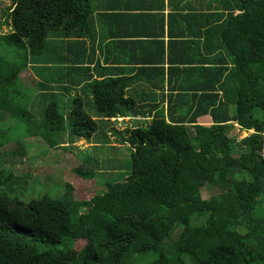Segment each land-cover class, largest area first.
Instances as JSON below:
<instances>
[{"label":"trees","instance_id":"obj_1","mask_svg":"<svg viewBox=\"0 0 264 264\" xmlns=\"http://www.w3.org/2000/svg\"><path fill=\"white\" fill-rule=\"evenodd\" d=\"M10 3V32L0 34L11 51L0 55L1 132L13 121L26 137L65 150L89 141L97 121H138L121 141L131 149L125 173L123 164L101 162L91 152L73 169L86 182L102 168H111L101 173L104 179L116 170L123 175L87 201L75 200L68 185L59 198L24 203L10 197L15 179L0 184V264H264V0H221V44L211 50L220 59L213 70L205 68L215 72V80L199 96L171 97L167 112H140L124 97L123 84L92 82L84 87L91 86L93 113H85L83 100L75 98L62 104L65 115L54 92L64 86L51 78L53 63L41 59L44 40L62 31L78 36L89 7L85 0ZM253 50L258 60H251ZM28 67L44 80L22 84L19 75ZM34 87L37 93L29 97ZM184 104L190 111L177 110ZM34 108L42 116L33 115ZM202 116L210 117V126L197 124ZM235 125L252 133L236 142L228 137ZM10 151L7 165L26 156L21 144ZM209 185L219 192L201 201L199 193ZM76 240L85 241L80 251L73 248Z\"/></svg>","mask_w":264,"mask_h":264},{"label":"crops","instance_id":"obj_2","mask_svg":"<svg viewBox=\"0 0 264 264\" xmlns=\"http://www.w3.org/2000/svg\"><path fill=\"white\" fill-rule=\"evenodd\" d=\"M85 1L90 10L89 20L76 31L78 36L66 37L62 31L44 40L41 59L53 63L51 78L64 86L63 90L54 91L59 94V103L67 105L80 98L85 107L93 110L91 86H84L114 81L124 85V97L133 100L134 109L167 112L171 97L199 96L205 83L211 79L214 82L215 72L212 75L205 68L212 66L209 68L213 70V63L220 59L211 50L221 44L216 29L222 20L221 0ZM11 8L10 0H0L3 19ZM0 27L10 31L1 16ZM67 67L71 69L67 71ZM28 69L32 80H44L31 67ZM177 110L190 111L189 104L180 105ZM105 121L102 126L107 142L112 139L109 129L131 130L138 120L126 117ZM196 121L201 126L211 125L209 116ZM92 138L86 141L90 146L95 145Z\"/></svg>","mask_w":264,"mask_h":264},{"label":"rangeland","instance_id":"obj_3","mask_svg":"<svg viewBox=\"0 0 264 264\" xmlns=\"http://www.w3.org/2000/svg\"><path fill=\"white\" fill-rule=\"evenodd\" d=\"M0 16L2 21L6 20L5 18L3 19L2 15ZM9 32L10 31L6 27H0V34H7ZM9 51L10 50L4 47L0 42V55L8 56L11 52ZM21 53L23 54L24 51L21 50ZM251 60H258V56L254 50L251 53ZM31 76V72L28 69L22 72L19 78L22 84H26V87H31V85H33L31 84L32 81L35 84V80H32ZM37 90L38 88L36 89V87H34V89L28 91L29 97L37 93ZM58 106H60L58 111L65 115L67 107H62L61 103H59ZM92 111V108L84 106L85 113L92 114ZM31 112L37 118L41 115V110L36 108L32 109ZM96 124L98 129L92 138V142L95 145L90 146L85 140H80L79 142L76 140L78 143L70 145V148L63 150L62 148H50L39 138L26 137L24 128L12 121L10 125L12 127L9 128L5 134L0 131V144L2 143L5 145L0 148V171L5 175L4 178L0 179V184L15 179L17 184L14 183L12 186L14 192L10 197L15 196L24 203H28L32 198H39L42 196L53 199L59 198L65 194L66 186L68 185L72 188V197L77 201H87L93 195L103 193L105 191L104 184L106 182L120 181L123 177L118 170L112 174V177L104 179L101 177V173L111 168H102L92 180L86 182L76 177L73 174V169L79 165L81 157H87L89 155L88 153L91 152L90 155L101 160V162L110 158L118 161V164H123V171L125 173V170L128 169L130 164L131 149L128 143L121 141L126 140L129 128L118 127V129H116L113 127L109 129L108 131H111L110 136H112V139L109 138V141L106 142V137L108 138V136L104 134L105 129L102 123L97 121ZM250 133H252V131H240L239 127L235 125L234 128L228 132V137L238 142ZM20 144L25 149L26 156H24L21 161L16 160L15 163L12 162L10 165H7V158L5 157L7 155V149L8 152H12L10 148ZM103 166H105V164ZM218 192L219 188L217 186H205L199 193V199L201 201H206L211 196L218 194ZM179 228V226H176L173 229L170 234V239L174 240ZM167 243H171V240ZM84 245L85 241L76 240L74 241L73 248L75 251H80ZM170 256L172 257V255ZM150 257L153 258L154 254H150Z\"/></svg>","mask_w":264,"mask_h":264}]
</instances>
